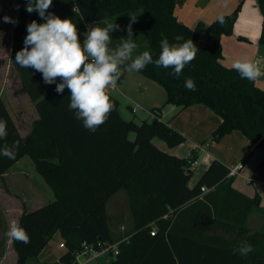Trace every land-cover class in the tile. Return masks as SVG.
<instances>
[{"label": "trees", "instance_id": "obj_1", "mask_svg": "<svg viewBox=\"0 0 264 264\" xmlns=\"http://www.w3.org/2000/svg\"><path fill=\"white\" fill-rule=\"evenodd\" d=\"M183 1L53 0L48 11L61 19H71L81 41L88 23L122 17L118 23L124 24V36L127 37V27L131 24L132 38L137 44L133 58L148 51L153 60L157 59L161 41L177 43L176 36L192 39L198 48L195 59L185 66L179 78L170 74L173 69L155 64L139 72L162 86L166 93L163 106L151 109L152 121L126 120L120 112V100L108 92L114 110L103 125L90 132L69 109L67 88L57 93L56 85L45 84L41 73L16 63L15 54L24 47L27 25L33 20L43 22L36 12L26 11L27 0H16L20 23L14 27L11 60L20 75L22 90L35 104L39 117L30 134L23 137L0 98V119L7 122L8 131L6 141H0V146L20 141L14 160L0 156V176L29 156L55 195V201L24 211L20 217L18 223L26 229L30 242L13 240L17 264H27L30 258L38 257L56 234L64 239L67 251L54 264H73L76 254L86 245L117 242L107 206L120 191L128 196L134 227L128 242L120 244V254L105 264H264V232H251L247 227L252 211L264 213L260 198L251 199L235 190L234 177H229V169L218 161L213 162L191 189L190 163L197 161L195 151L188 159H180L154 143L158 139L174 148L186 141L185 136L162 120L165 106L186 109L204 104L223 120L213 134V141L240 131L262 151L261 164L264 163V90L255 81L241 79L235 70L221 64V38L233 33L241 4L233 13L221 15L223 23L219 16L208 26L199 23L192 29L175 14ZM258 4L264 15V0H258ZM203 34L211 43L202 41ZM260 42L264 43V24ZM188 78L194 81L195 91L185 87ZM122 79L123 76L119 81ZM204 185L214 188L202 198ZM196 209L213 223L231 221L236 237L224 242L212 239L193 242L192 249L202 251L190 259L183 254L181 243L174 240V228L178 218ZM241 241L254 248L247 257L232 254V248Z\"/></svg>", "mask_w": 264, "mask_h": 264}, {"label": "crops", "instance_id": "obj_2", "mask_svg": "<svg viewBox=\"0 0 264 264\" xmlns=\"http://www.w3.org/2000/svg\"><path fill=\"white\" fill-rule=\"evenodd\" d=\"M240 4L241 9L234 25L233 33L224 35L221 38L223 52L221 64L227 68H232V63L236 59L248 58L258 62L262 73H264V43L260 42L264 15L261 12L258 0H184L183 4L176 8L175 14L180 22L195 29L199 23L208 26L219 16L233 13ZM110 21L108 19L88 23L87 30L89 26L94 24L106 27ZM115 24L119 25V28L110 33L112 37V42L109 45L110 48H115L119 45L124 37L123 26L118 22ZM201 39L205 43H211L206 34H203ZM121 71L123 79L118 81L115 89L109 88L108 92L120 100V112L123 118L129 120L127 118L133 117V115L138 118L140 113L132 112L133 107L136 105L140 106L141 109L143 107L139 104L143 103L150 108L159 106L160 102H162L160 95L157 97L150 96L149 94L146 95L152 90L136 89V94L130 92L128 87L129 79L131 80V77L135 74L124 71L123 68ZM149 81L153 83L152 85L160 86L150 79ZM130 82L133 84L134 89L135 85L142 88L144 83L143 81L139 84H136V81ZM255 83L260 89L264 90V75L257 78ZM150 86L151 84H148L147 87ZM147 96L150 97L147 98ZM146 113L148 116L141 115V119L143 121H152V114L149 111H146ZM162 120L185 136L186 141L177 147L169 148L164 142L155 139L154 143L159 149L180 159H188L194 151L196 153L198 163L197 167L192 170L193 176L189 182L191 189L197 186L214 161L220 162L228 169L243 162L244 169L240 175L234 177L233 188L251 199L258 196L261 201V207L264 209V168L259 171L257 170L258 167L264 165V163L261 164L263 153L256 147V144L249 141L240 131H233L218 142L213 141V134L223 120L204 104L194 105L186 109L167 105L163 108ZM205 145H208V147L205 148ZM257 150L260 151V162L256 164L258 167L255 169V167L249 166L247 169L249 165L248 159ZM24 158L18 161L4 175L0 176V195L2 197H0V264H17L18 256L13 247V239L6 234L11 222L13 220L18 222L24 211H33L47 205L44 203L47 198L44 200L42 198H44L45 194H48L45 192L46 190L41 192L42 186L40 180H37L34 174L26 172L25 169L21 171L20 167ZM246 163H248L247 166ZM10 178L13 179L11 188L8 187ZM204 186L207 187L206 185ZM6 187L13 194L16 193V196L9 195L8 191L5 190ZM20 187L24 197L17 195L19 193L15 189H19ZM207 188L209 189L207 192L202 193L201 191L200 196L202 198L212 192L214 186ZM26 203L30 204L31 207L33 206V209H30L28 205H24ZM227 210L230 211L229 209ZM116 224H120V222L118 221ZM247 227L251 232H264V213L258 210L252 211L247 219ZM120 228L121 232L119 230L118 234H123V237L118 241L124 240L130 233H124L123 231L125 230L122 225ZM174 235L176 236L174 240L179 241L182 245L183 254L187 258L193 259L194 256L201 254L202 251L200 249H192L193 242L204 243L209 239L220 240L221 242L233 240L236 237V231L235 225L231 221L213 223L212 220L204 217L196 209L189 211L177 219ZM59 236L61 237L60 234H56L41 254L38 257L30 258L27 264H54L58 262L67 251L65 248H60V244L63 243L62 241L57 246L56 238ZM101 259H104L105 263L110 261H108V256H101L91 260L85 257L80 258L83 264H101Z\"/></svg>", "mask_w": 264, "mask_h": 264}, {"label": "clouds", "instance_id": "obj_3", "mask_svg": "<svg viewBox=\"0 0 264 264\" xmlns=\"http://www.w3.org/2000/svg\"><path fill=\"white\" fill-rule=\"evenodd\" d=\"M53 0H27L26 11L36 12L43 21L33 20L27 25V35L24 47L15 54L16 63L22 68H32L42 74L45 84H55V91L63 93L67 88L70 93V110L75 117L83 121V126L90 132H95L103 125L114 104L108 94V89H115L122 75L121 69L127 72H140L149 64L156 67L173 69L171 75L179 78L187 64L192 62L198 48L192 39L184 40L176 36L177 43L170 44L167 39L160 43L161 51L153 60L148 51L133 58L137 44L133 37L131 24L127 27V37L115 48H110L111 32L119 28L116 24L100 27L94 24L88 27L81 41L76 24L71 19H61L49 12ZM133 22L135 18H132ZM220 23L224 18H219ZM4 22H13L10 17H4ZM180 41H183L180 43ZM241 79L255 81L262 73L258 62L248 58H238L232 63ZM57 79L60 80L57 83ZM185 87L195 91L196 85L191 78L186 79ZM8 136L7 122L0 119V141H6ZM20 147V141H14L0 146V156L15 159ZM14 241L24 244L30 242V237L17 221L13 220L6 233ZM254 248L247 241L238 242L232 248L233 255L247 257Z\"/></svg>", "mask_w": 264, "mask_h": 264}, {"label": "rangeland", "instance_id": "obj_4", "mask_svg": "<svg viewBox=\"0 0 264 264\" xmlns=\"http://www.w3.org/2000/svg\"><path fill=\"white\" fill-rule=\"evenodd\" d=\"M4 17H10L13 22H9V23L4 22ZM122 20L123 19L121 17L111 20L110 23L114 25L116 22L118 21L121 22ZM19 23H20L19 7L16 5V0H0V98L4 101L8 113L12 118L13 123L19 130L20 134L26 137L33 130V124L38 119L39 114L35 104L31 101L30 97L23 92L20 75L16 70V68L14 67L11 60V54L14 48V43H13L14 27L17 24L19 25ZM121 25L124 27V24ZM132 73L135 75L134 76L132 75L133 77H131V80L129 79L128 87L130 92L136 94L135 92L136 89H140V90L147 89V91L152 90L146 95L149 94L150 96L153 95L155 97L160 95L162 102H160L159 106H155V107L163 106L164 102L166 101V93L163 87L152 85L153 83H151L149 79L143 77L138 72H132ZM130 81L132 82L136 81V84L137 83L139 84L140 82L143 81L144 82L143 87L141 88L140 86L138 87V85L137 86L135 85V89H134L133 84ZM148 84H151V86L147 87ZM152 86H156V87H152ZM152 92L154 93L152 94ZM150 96H147V98ZM139 105H141L144 110L142 109L138 112L140 113V115H138V118L134 117L133 115V117L130 116V118L127 119L135 120L138 123H141L143 121L141 119V115L148 116L146 111L150 112L151 109L154 108V107L150 108L146 106V104L144 103ZM134 137H135L134 134H132L131 138L134 139ZM206 147H208V145H205V148ZM247 162L249 163L248 166H247L248 163H246L247 169L249 166H252V168L255 167L256 169V167H258L256 166V164L260 162V151L257 150L256 152H254ZM20 168L22 169L21 171L25 169L26 172L34 174L37 180H40L42 186L41 192L43 190H46L45 192H47L48 194V195L45 194L44 198H42L43 200L47 198L46 202H44L45 204H49L55 201L54 192L46 185L43 178L37 173L35 169V165L29 156H26L24 158V161L22 162ZM262 168H264V165L258 167L257 170L259 171ZM9 183L10 184L7 183L8 187L11 188L13 179L10 178ZM8 187H6L5 189L6 191H8V194L16 196V193L13 194V192H11ZM15 190H17V192L19 193L17 195L20 196L24 195L23 191L21 190V187ZM24 205H28L30 209H33L32 208L33 206L31 207L30 204L28 203ZM107 214L109 216L112 231L114 230L113 235L115 240H119L121 237H123V234H118L119 230L121 232V228H120L121 225L125 230L123 231L124 233H129L133 230L134 217L131 214L129 208L128 196L125 191H120L119 193H117L116 196L109 202L107 206ZM118 221L120 222V224H116V222ZM60 241L64 242V239H61V237L59 236L56 238L57 246H59ZM65 249H67V247ZM100 262L101 264H105L104 259H101Z\"/></svg>", "mask_w": 264, "mask_h": 264}, {"label": "built area", "instance_id": "obj_5", "mask_svg": "<svg viewBox=\"0 0 264 264\" xmlns=\"http://www.w3.org/2000/svg\"><path fill=\"white\" fill-rule=\"evenodd\" d=\"M140 110H142L140 108V106L136 105L133 107L132 112L138 113ZM152 117H153V115H152ZM197 163L198 162L196 160L191 162L190 163V170H194L197 167ZM243 169H244L243 162L237 164L236 166H232L229 168L228 176L229 177L238 176V175H240V173ZM208 190L209 189L205 186H203L201 188L202 193L207 192ZM152 234L154 235L155 232L153 231ZM128 240H129V238L127 237L124 240H120V241H117L115 243H108V242L101 243V242H99L96 245H91V246L86 245L81 252H78L76 254V259L73 262V264H83L80 260V258H82V257H85L86 259L91 260V259H97L101 256H108V258H109L108 261L109 260L112 261L120 254V249H119L120 244L122 242H128ZM60 248H66L64 243L60 244Z\"/></svg>", "mask_w": 264, "mask_h": 264}]
</instances>
